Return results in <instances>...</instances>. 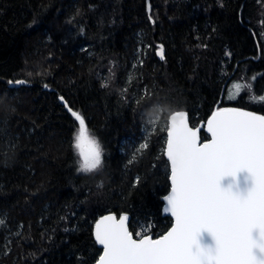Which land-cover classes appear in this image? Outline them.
I'll use <instances>...</instances> for the list:
<instances>
[{"label": "trees", "instance_id": "1", "mask_svg": "<svg viewBox=\"0 0 264 264\" xmlns=\"http://www.w3.org/2000/svg\"><path fill=\"white\" fill-rule=\"evenodd\" d=\"M238 80L251 91L230 99ZM61 96L99 141L100 170L77 171ZM259 97L264 0H0V264H95L93 223L109 212L163 234L169 115L196 126L218 102L264 114Z\"/></svg>", "mask_w": 264, "mask_h": 264}, {"label": "snow or ice", "instance_id": "2", "mask_svg": "<svg viewBox=\"0 0 264 264\" xmlns=\"http://www.w3.org/2000/svg\"><path fill=\"white\" fill-rule=\"evenodd\" d=\"M157 54L164 59L163 46ZM233 87L230 99L243 89L251 91L247 83ZM64 106L78 122L72 145L77 171L100 170L99 141L89 134L85 117L67 102ZM200 131L189 126L184 111L174 112L167 124L171 191L164 197V211L175 218L172 228L158 239L139 232L136 239L128 229L127 215L119 220L104 216L95 225V240L103 246L97 264H264V115L221 108L207 120L211 138L201 142ZM147 148V143L139 145Z\"/></svg>", "mask_w": 264, "mask_h": 264}, {"label": "water", "instance_id": "3", "mask_svg": "<svg viewBox=\"0 0 264 264\" xmlns=\"http://www.w3.org/2000/svg\"><path fill=\"white\" fill-rule=\"evenodd\" d=\"M223 94H224V91H223L222 94H221L220 102H221V100H222ZM65 102H66V101H65V99H64V101H62V103L64 104ZM220 102L217 103V105H216L214 111H216L217 109H221V108L218 107L219 104H220ZM67 105H68V103H67ZM68 107H69V106H68ZM66 108H67V107H66ZM222 108H238V109H241V110H244V111H249V112L256 113L257 115H264V114H262V113H258V112H255V111H252V110H249V109L240 108V107L225 106V107H222ZM178 111H184V112L187 113V115H188V122H189V126H190V127L194 128V129H196V128L201 129V131H200V133H199V135H200V139H201V142H205L206 140H208V139L211 138V137H210V134L207 133V120L211 117L212 114L207 118V120H205V121H201V122L198 123V125L193 126V125L191 124V122H190L189 112L186 111V110H178ZM174 112H176V111H174ZM174 112H173V113H174ZM173 113H171V114L169 115L168 121H169V119H170V116H171ZM202 131H204V132L208 135V138H207V139H204V138L202 137ZM165 152H166V143H165L164 155H165V157H166V159H167V156H166ZM169 166H170V162H169ZM170 176H171V168H170V175H169L170 189H169V191L167 192V194H165V195L162 197V201H163V205H162V214L165 215V216H170V217L172 218V225L169 227V229H168L166 232H164L163 234H161V235H159V236H155L153 233H148L147 235H150L153 239H158V238H160V236L166 234V233L172 228V226H173L174 223H175V218L172 217L171 214H170L169 212H165V211H164V209H165V207H166V204H167V202H166V200L164 199V197H165L166 195H168V194L170 193V191H171V180H170ZM108 215H114V216L117 218V220H119V218H120L122 215H127L128 220L126 221V223H127V226H128L129 231L133 233V231L130 229L131 215H130L129 213H127V212H123V213H121V214L118 215V214L115 213V212H109V213H106V214H104V215H101L100 217H98V218L94 221V223H93V237H94V240H95V225H96L97 221H99L102 217H104V216H108ZM133 237L136 238V239H139V238H140V237H136V235H135L134 233H133ZM95 242H96V240H95ZM96 244L98 245L99 248L102 249V253H101V255H102V254H103V246L100 245V244H98L97 242H96ZM101 255H100V256H101ZM100 256H99V257H100ZM98 260H99V258H98ZM98 260L95 262V264H97Z\"/></svg>", "mask_w": 264, "mask_h": 264}, {"label": "rangeland", "instance_id": "4", "mask_svg": "<svg viewBox=\"0 0 264 264\" xmlns=\"http://www.w3.org/2000/svg\"><path fill=\"white\" fill-rule=\"evenodd\" d=\"M235 83H240L242 85L245 84V83L249 84L248 81H242V80H238L236 82H232V84L230 85L229 91L227 93V97H229V92L230 91L235 92V88L233 87V85ZM147 115H149V116L146 117V125L144 126V131H143V133H145L146 136H148V135L151 134V132L153 131V129H155V126H156L157 121H158V116L157 117H152L151 114H147ZM148 137H145L146 139L144 138L141 143H146V140L148 139Z\"/></svg>", "mask_w": 264, "mask_h": 264}, {"label": "bare ground", "instance_id": "5", "mask_svg": "<svg viewBox=\"0 0 264 264\" xmlns=\"http://www.w3.org/2000/svg\"><path fill=\"white\" fill-rule=\"evenodd\" d=\"M244 83V82H243ZM230 87V86H229ZM253 96V95H252ZM253 99V98H252ZM230 100V99H229ZM203 132V131H202ZM146 139V138H145ZM137 148V147H136Z\"/></svg>", "mask_w": 264, "mask_h": 264}]
</instances>
